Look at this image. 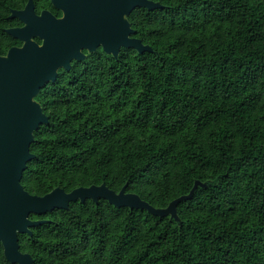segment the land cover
Returning <instances> with one entry per match:
<instances>
[{
    "label": "trees",
    "instance_id": "obj_1",
    "mask_svg": "<svg viewBox=\"0 0 264 264\" xmlns=\"http://www.w3.org/2000/svg\"><path fill=\"white\" fill-rule=\"evenodd\" d=\"M23 1L0 0V54ZM153 1L127 16L151 50L98 48L40 89L21 182L125 186L154 207L200 184L176 217L101 197L31 213L33 264H264V0ZM0 264H16L1 242Z\"/></svg>",
    "mask_w": 264,
    "mask_h": 264
},
{
    "label": "water",
    "instance_id": "obj_2",
    "mask_svg": "<svg viewBox=\"0 0 264 264\" xmlns=\"http://www.w3.org/2000/svg\"><path fill=\"white\" fill-rule=\"evenodd\" d=\"M59 0H53L58 5ZM65 13L72 17H51L47 11L36 15L31 0L22 10L12 9L9 16L18 15L21 27L6 31L20 39V46L9 47L0 54V242L5 258L16 264H33L30 253L20 249L19 234H32L31 227L46 219H33L31 213L43 214L54 208H67L70 201L99 197L115 206L145 208L151 213L176 217V203L189 198L200 182L196 180L187 194L171 200L166 207H154L138 194L114 191L105 183L78 186L65 191L57 186L38 195L26 190L21 182L27 161L35 154L30 150L34 131L48 121L41 104L35 99L40 89L54 81L60 68L69 69L72 60L86 57L99 47L117 57L122 47L139 53L151 50L134 30L127 16L132 9L160 6L153 0H66ZM42 41L36 42L31 37Z\"/></svg>",
    "mask_w": 264,
    "mask_h": 264
},
{
    "label": "flooded vegetation",
    "instance_id": "obj_3",
    "mask_svg": "<svg viewBox=\"0 0 264 264\" xmlns=\"http://www.w3.org/2000/svg\"><path fill=\"white\" fill-rule=\"evenodd\" d=\"M28 1L29 0H24L23 3L19 4L17 7L10 8V13H11L12 9L22 10L26 6ZM31 3H32L33 11L36 15H40L42 11H47L50 13L51 17H56V18L72 17L70 14L65 13L64 5L67 7L72 6V3H70V2L68 3L66 0H59L58 5H56L53 2V0H31ZM10 13L8 14V17L13 21L14 24L7 26L5 28V31L7 28H10V27H21L24 25V22L18 18L19 17L18 15L9 16ZM14 38H16V37H14ZM31 38L38 43H41V41H42L37 36H33ZM16 39L20 41V44H15V45L20 46L23 42L18 38H16ZM11 46H13V45H11ZM83 51L86 55H87V53H89V52H87V50H83ZM73 61L74 60H72V62ZM72 62H71V64H72Z\"/></svg>",
    "mask_w": 264,
    "mask_h": 264
}]
</instances>
